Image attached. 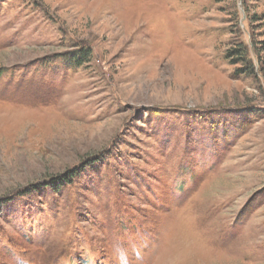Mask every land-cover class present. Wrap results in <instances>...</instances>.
Here are the masks:
<instances>
[{
  "label": "rangeland",
  "instance_id": "1",
  "mask_svg": "<svg viewBox=\"0 0 264 264\" xmlns=\"http://www.w3.org/2000/svg\"><path fill=\"white\" fill-rule=\"evenodd\" d=\"M0 201V264H264V0H0Z\"/></svg>",
  "mask_w": 264,
  "mask_h": 264
},
{
  "label": "trees",
  "instance_id": "2",
  "mask_svg": "<svg viewBox=\"0 0 264 264\" xmlns=\"http://www.w3.org/2000/svg\"><path fill=\"white\" fill-rule=\"evenodd\" d=\"M76 57L78 58V56H76ZM61 180L63 181V179H61ZM54 181H55V179L52 180V182H54ZM62 181H60V182H62ZM0 203H2V201H0Z\"/></svg>",
  "mask_w": 264,
  "mask_h": 264
}]
</instances>
